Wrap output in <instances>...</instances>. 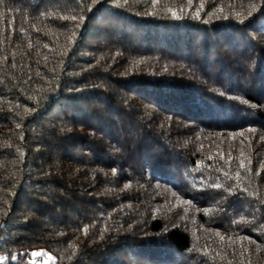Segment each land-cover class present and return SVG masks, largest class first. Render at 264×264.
<instances>
[{"label": "trees", "instance_id": "16d2710c", "mask_svg": "<svg viewBox=\"0 0 264 264\" xmlns=\"http://www.w3.org/2000/svg\"><path fill=\"white\" fill-rule=\"evenodd\" d=\"M44 254L264 264V0H0V264Z\"/></svg>", "mask_w": 264, "mask_h": 264}, {"label": "rangeland", "instance_id": "374dc122", "mask_svg": "<svg viewBox=\"0 0 264 264\" xmlns=\"http://www.w3.org/2000/svg\"><path fill=\"white\" fill-rule=\"evenodd\" d=\"M35 264H53V260L49 255L44 254L41 256V260L36 261Z\"/></svg>", "mask_w": 264, "mask_h": 264}]
</instances>
